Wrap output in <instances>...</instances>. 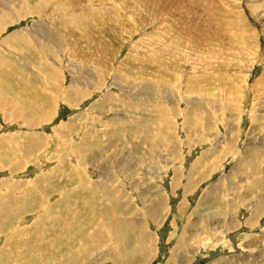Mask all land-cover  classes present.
<instances>
[{
  "label": "rangeland",
  "instance_id": "rangeland-1",
  "mask_svg": "<svg viewBox=\"0 0 264 264\" xmlns=\"http://www.w3.org/2000/svg\"><path fill=\"white\" fill-rule=\"evenodd\" d=\"M51 1L0 0V261L264 264V0Z\"/></svg>",
  "mask_w": 264,
  "mask_h": 264
},
{
  "label": "bare ground",
  "instance_id": "bare-ground-1",
  "mask_svg": "<svg viewBox=\"0 0 264 264\" xmlns=\"http://www.w3.org/2000/svg\"><path fill=\"white\" fill-rule=\"evenodd\" d=\"M17 0H7V2H10V3H15ZM25 1V0H24ZM54 1V0H53ZM53 1H51V3L49 4V5H47V7L48 8H50V6L52 7V8H59L60 6H57V5H59L58 3H59V1L57 2V4L56 5H54V6H57V7H53ZM87 1H89V0H87ZM176 1V0H175ZM47 2V1H46ZM61 2H63V0H61ZM65 2V1H64ZM91 2V1H90ZM23 3V2H22ZM77 2H76V0H73V4H74V8H75V4H76ZM89 3V2H88ZM177 3V2H176ZM179 3V2H178ZM1 4V3H0ZM3 4V3H2ZM61 4V3H60ZM67 4V3H66ZM45 5V4H44ZM71 5V4H70ZM189 5V4H188ZM46 6V5H45ZM62 6V5H61ZM67 6V5H66ZM44 8H46V7H44ZM43 8V9H44ZM51 8V9H52ZM67 8V7H66ZM61 9V8H60ZM41 10V9H40ZM46 10H47V8H46ZM62 10V9H61ZM60 10V11H61ZM64 10V9H63ZM180 10V9H179ZM36 11V10H35ZM38 11V10H37ZM60 11H59V13H60ZM67 11H69V10H67ZM67 11H65L64 10V12H65V14H66V12ZM176 11V10H175ZM63 12V11H62ZM34 14H36V12H34ZM42 14V13H41ZM55 14V13H54ZM53 14V15H54ZM87 14V13H86ZM93 14H95V13H93ZM191 15H192V13H190ZM51 15V14H50ZM91 15V17L90 18H92V14H90ZM84 16H85V14H84ZM50 17V16H49ZM86 17V16H85ZM85 17H84V19H85ZM194 17V16H193ZM89 18V19H90ZM86 19H87V17H86ZM93 20V19H92ZM2 21V23L0 24V32L1 31H4V30H6L7 29V26H8V24L10 25V23H8V21L6 22H4L3 20H1ZM85 21V20H84ZM201 23V22H200ZM134 25V24H133ZM145 25V24H144ZM78 29V28H77ZM83 29V28H82ZM77 31V30H76ZM78 32V31H77ZM87 32V31H86ZM95 32V31H94ZM79 33L80 34H82L81 33V31H79ZM51 36V35H50ZM112 37V36H111ZM114 37V36H113ZM16 39V38H15ZM19 40V39H18ZM49 40H51V39H49ZM25 41H26V39H25ZM16 42H17V40H16ZM26 43V42H25ZM28 43V42H27ZM26 43V44H27ZM143 44V43H142ZM18 45H20V44H18ZM28 45V44H27ZM172 46V45H171ZM33 47V46H32ZM171 48V47H170ZM6 49V48H5ZM23 49V48H22ZM31 50H33V49H31ZM24 52H26V51H24ZM173 55H175V53H173ZM1 57V56H0ZM132 58H133V56H131ZM2 58V57H1ZM0 58V59H1ZM187 60V59H186ZM2 62V61H1ZM0 62V66H1V70H3L4 68H3V65H2V63ZM58 63V62H57ZM193 63H194V61H193ZM11 65V64H10ZM14 65V64H13ZM7 66V65H6ZM43 66V65H42ZM45 66V65H44ZM8 67V66H7ZM12 67V66H11ZM14 68V67H13ZM74 69V68H73ZM12 70V69H11ZM20 70V69H19ZM4 71V70H3ZM13 72H14V69L12 70ZM47 72H48V70H46ZM110 72V71H109ZM9 73V72H8ZM10 73H12L11 71H10ZM46 74V73H45ZM49 74H51L52 75V73H48V75ZM1 75V74H0ZM4 75V74H3ZM5 75H7V74H5ZM11 75V74H10ZM50 75V76H51ZM5 77V76H4ZM9 77V76H8ZM14 77H15V75H14ZM19 77V76H18ZM16 78H17V75H16ZM0 79H1V76H0ZM2 80V79H1ZM9 80H11L10 79V77H9ZM8 80V81H9ZM26 80V79H25ZM136 80V79H135ZM7 81V82H8ZM12 81V80H11ZM15 81V80H14ZM5 81H3V83H4ZM13 82V81H12ZM1 83V82H0ZM11 83V82H10ZM36 84V83H35ZM10 87V86H9ZM2 93V92H1ZM3 94V93H2ZM34 95V94H33ZM39 99V98H38ZM23 102V101H22ZM25 103V102H24ZM31 105V104H30ZM13 106V105H12ZM34 106V105H33ZM26 108V107H25ZM24 108V109H25ZM33 109H36V107H33L32 108V110ZM38 109H39V107H38ZM42 109V108H41ZM19 112V111H18ZM37 112V111H36ZM45 112V111H44ZM47 112V111H46ZM205 112V111H204ZM20 113V112H19ZM35 113V112H34ZM39 113V112H38ZM42 113H43V111H42ZM41 113V114H42ZM37 114V113H36ZM30 115V114H29ZM34 118V117H33ZM32 121V120H31ZM34 145V144H33ZM236 146V145H235ZM35 148V147H34ZM16 152V151H15ZM22 153L24 154L25 153V149H24V152L22 151ZM26 155V154H25ZM28 155H29V153H28ZM11 157V156H10ZM26 157V156H25ZM81 160V159H80ZM1 162V161H0ZM86 188V187H85ZM82 190H84V189H82ZM28 195H30V194H28ZM10 196V195H9ZM43 196V195H42ZM29 197V196H28ZM19 198V197H18ZM33 198V197H32ZM31 198V199H32ZM9 199V198H8ZM45 199V198H44ZM11 200V199H10ZM12 200H16L15 198H13ZM26 200V199H25ZM34 200V199H33ZM33 200L31 201V202H33ZM37 200V199H36ZM41 201V200H40ZM14 202V201H13ZM17 202V201H16ZM22 202H23V199H22ZM36 202V201H35ZM39 201H37L36 203H38ZM11 203V202H10ZM21 203V202H20ZM24 203H26V202H24ZM22 204L21 203V205L20 206H18L19 208L18 209H16V210H11L10 208L11 207H6V208H3L0 212H1V214L3 215V216H5V221H3V222H0V232L2 233L4 230L3 229H1V224L2 223H6V225H5V231H9L10 229H13L14 227H13V225H15V223H16V221L14 220V217H18L20 214H22V213H25V211L26 210H28L29 209V207H31L30 205H27V204ZM29 203V202H28ZM96 203V202H95ZM8 204H9V202H8ZM8 204H7V206H8ZM89 204V203H88ZM9 206H11V205H9ZM33 207V206H32ZM37 207V206H36ZM16 208V207H15ZM37 209V208H36ZM39 209V208H38ZM30 210V209H29ZM26 212H28V211H26ZM29 213V212H28ZM0 214V215H1ZM26 214V213H25ZM86 214V213H85ZM23 215V214H22ZM93 215V214H92ZM47 216V215H46ZM85 216V215H84ZM42 217V216H41ZM116 217V216H115ZM92 218V217H91ZM56 219V218H55ZM54 219V220H55ZM54 220H52V221H54ZM63 220V219H62ZM56 221H58V220H56ZM39 222V221H38ZM41 222H43V220L41 221ZM45 222V221H44ZM17 223H18V221H17ZM40 223V222H39ZM58 223V222H57ZM65 223V222H64ZM42 225V224H41ZM60 226V225H59ZM112 226V225H111ZM119 227H121V226H119ZM124 227V226H123ZM18 228V227H17ZM44 228V227H43ZM67 228V227H66ZM108 228H109V226H108ZM19 229V228H18ZM65 229V228H64ZM127 229V228H126ZM22 230V229H21ZM26 230V229H25ZM24 230V231H25ZM42 230V229H41ZM60 230V229H59ZM69 230V229H68ZM12 231V230H11ZM23 231V232H24ZM48 231V230H47ZM105 231V230H104ZM21 232V231H20ZM20 232H18L19 234H20ZM27 232H28V230H27ZM45 232V231H44ZM51 232V231H50ZM127 232V231H126ZM4 233V232H3ZM58 233V232H57ZM23 235H24V233H22ZM45 234V233H44ZM66 234V233H65ZM100 234V233H99ZM99 234H97V235H99ZM119 234V233H118ZM52 235H53V233H52ZM59 235V234H58ZM79 235V234H78ZM121 235V234H120ZM12 236V235H11ZM14 236V235H13ZM16 236V235H15ZM20 236V235H19ZM38 236V235H37ZM16 237H18V236H16ZM15 237V238H16ZM59 237V236H58ZM79 237V236H78ZM118 237H119V235H118ZM117 237V238H118ZM14 238V237H13ZM21 238V237H20ZM45 238V237H44ZM63 238V237H62ZM65 238V237H64ZM63 238V239H64ZM77 238V237H76ZM80 238V237H79ZM95 238H98L97 236L95 237ZM54 239H56V238H54ZM53 239V240H54ZM57 240V239H56ZM61 240V239H60ZM82 240H84V239H82ZM55 241V240H54ZM96 241V240H95ZM49 242V241H48ZM56 242V241H55ZM61 242V241H60ZM85 242H86V240H85ZM90 242V241H89ZM30 243V242H29ZM53 244V243H52ZM57 244V243H56ZM59 244V243H58ZM27 245V244H26ZM75 245V244H74ZM28 246H29V244H28ZM37 246V245H36ZM68 246V245H67ZM33 247V246H32ZM30 248V247H29ZM64 249V248H63ZM74 249V248H73ZM66 250V249H65ZM69 252L71 251V248L68 250ZM73 251V250H72ZM1 252V251H0ZM3 252V251H2ZM9 252V251H8ZM7 252V253H8ZM15 252V251H14ZM53 252V251H52ZM58 252V251H57ZM61 252V251H60ZM75 252V251H74ZM24 253V252H23ZM30 253V252H29ZM32 253V252H31ZM42 253V252H41ZM45 253V252H44ZM47 253V252H46ZM16 254V253H15ZM48 254V253H47ZM50 254V253H49ZM53 254V253H52ZM69 254H71L72 255V253H68V255ZM43 255V254H42ZM63 255V254H62ZM67 255V254H66ZM0 256H2L1 255V253H0ZM10 257V256H9ZM46 257V256H45ZM2 258V257H1ZM30 258V257H29ZM35 258H36V256H35ZM38 258H40V257H38ZM38 258H36V259H38ZM43 258V257H42ZM54 258V257H53ZM72 258V257H71ZM27 260V259H26ZM39 260H41V258L39 259ZM38 260V261H39ZM44 260H46L45 258H44ZM74 260V259H73ZM6 261L8 262V260H1L0 261V264H6ZM38 261L36 262V263H38ZM49 261V260H48ZM11 262H13V261H11ZM43 262V261H42ZM62 262V261H61ZM66 262H67V260H66ZM27 263V262H26ZM57 263V262H56ZM68 263H69V261H68ZM17 264V263H16ZM28 264V263H27ZM34 264V263H33ZM38 264H40V263H38ZM47 264V263H46ZM49 264V263H48ZM71 264V263H70Z\"/></svg>",
  "mask_w": 264,
  "mask_h": 264
}]
</instances>
